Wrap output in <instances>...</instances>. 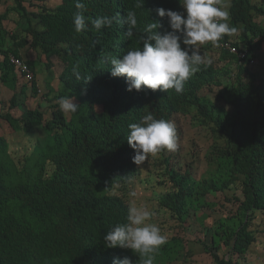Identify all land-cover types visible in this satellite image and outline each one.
<instances>
[{"label":"trees","instance_id":"16d2710c","mask_svg":"<svg viewBox=\"0 0 264 264\" xmlns=\"http://www.w3.org/2000/svg\"><path fill=\"white\" fill-rule=\"evenodd\" d=\"M48 1L0 0V6L6 5L0 8V84L10 91L6 108L0 101V119L28 137L34 128L43 133L28 155L10 148L0 135V264H112L124 257L140 264L130 249L106 247L103 237L127 222L125 192L140 172L127 143L128 125L149 112L175 127L178 117L189 116L225 141L212 150L219 176L227 177L222 180H195L189 165L182 171L178 146L148 157H155L162 178L158 182L166 188L160 206L176 225L185 223L191 210L213 206L204 199L208 192L237 185L239 193L229 199L234 208L221 220L222 229L198 242L215 264L245 259L256 240V215L264 218V0H230L229 24L236 32L225 35L219 47L198 46L205 63L184 83L182 93L144 86L127 91L126 78L113 77L106 62L141 47L147 24H159L161 33L169 30L167 18L156 9L182 13L179 0H143L141 7L142 0H82L88 27L79 33L73 24L79 11L75 0ZM129 11L138 22L132 37L125 35L123 23L97 31L90 22L100 16L122 20ZM11 13L24 24L18 34L3 24ZM29 53L44 56L47 68L51 56L61 62L56 90H41L37 63ZM10 55L29 66L32 80L23 78ZM28 96H40L41 103L30 107ZM62 97H73L79 105L75 113L60 111ZM222 246L226 256L219 257Z\"/></svg>","mask_w":264,"mask_h":264},{"label":"clouds","instance_id":"9594fccd","mask_svg":"<svg viewBox=\"0 0 264 264\" xmlns=\"http://www.w3.org/2000/svg\"><path fill=\"white\" fill-rule=\"evenodd\" d=\"M142 3L143 0L137 7H141ZM179 4L182 13L156 9L159 17L167 18L169 30L161 33L157 31L159 24L149 23L143 29L146 36L140 37L141 47L129 50L119 58L106 60L111 65L113 77L126 78L127 91H140L144 86L152 91L159 89L167 92L173 89L176 93H182L184 83L205 63L198 46L211 43L219 47L225 35L236 32V28L229 24L230 0H179ZM74 6L79 11L73 16V24L79 33L87 29L88 18L84 15L85 4L82 0H75ZM90 22L97 31L102 26H112L114 22L123 23L127 25V37L133 36L138 23L133 11H129L122 20L118 16H100ZM73 74L77 80L81 79L75 66ZM57 103L62 113H75L79 106L73 102V97H62ZM128 128L126 139L135 152L132 160L136 165L146 161L149 154L177 149L176 127L172 121L156 119L149 112L139 123H130ZM130 195L134 197L135 193ZM152 216L153 213L146 206L130 205L127 222L117 224L104 235L106 247L130 249L139 257L140 264H154L155 254L167 242V238L156 224L148 223ZM112 264H132V261L124 257L113 259Z\"/></svg>","mask_w":264,"mask_h":264},{"label":"rangeland","instance_id":"374dc122","mask_svg":"<svg viewBox=\"0 0 264 264\" xmlns=\"http://www.w3.org/2000/svg\"><path fill=\"white\" fill-rule=\"evenodd\" d=\"M55 2L57 3L58 0L48 1L51 4ZM5 6V4L0 6L1 11L5 9ZM3 24L9 33L16 34L24 25L14 13L9 14L8 19L4 20ZM6 38L7 44L10 45L12 40ZM261 46L264 49V43ZM28 56L37 63V75L41 90L42 86L56 90L58 88L57 75L62 69V64L58 58L51 56L52 66L47 68L44 65V56L37 57L35 53H29ZM9 95L10 91L0 84V101L4 103L3 108L7 107L6 101ZM38 103H41L40 96L37 98L28 96L27 105L33 108ZM41 106L44 111L47 104L43 103ZM177 126V145L180 150L176 159L179 160L180 169L184 171L185 168L189 169L187 165L191 166L190 172L195 180L226 179L225 173L223 176H219L217 167L212 163V150L224 147L225 141L213 135L208 126L195 124L189 116L181 115L178 117ZM0 135L7 139L10 148L16 149L20 154L28 155L33 148L35 138L41 137L43 133L41 128H34L30 132V138L27 136L28 134L24 135L19 131H13L8 123L0 119ZM154 164L155 157L151 156L139 165V175L125 192L130 205L146 206L153 213L148 223L156 224L161 229V234L167 238V242L155 254L154 261L156 264H215L198 240H206L213 232H219L220 228L222 229L220 227L221 220L230 217L229 214L234 208L229 199L234 194L239 193L237 185L232 184L223 192H208L204 199L206 202L212 203L213 206H203L197 213L191 210L185 223L176 225L169 213L160 206V198L166 193V188L159 184L158 181L162 179L161 171L157 170ZM131 193H135V196L130 195ZM253 223V230L255 228L258 230L256 240L245 254V259L238 260V264H264V218L257 214ZM172 238L177 239L174 241ZM226 250V247L222 246L217 252L218 256H226Z\"/></svg>","mask_w":264,"mask_h":264},{"label":"built area","instance_id":"2783aa9c","mask_svg":"<svg viewBox=\"0 0 264 264\" xmlns=\"http://www.w3.org/2000/svg\"><path fill=\"white\" fill-rule=\"evenodd\" d=\"M232 51H235V49L232 47L231 48ZM9 62L16 67L17 71L23 76V78L26 81H30L33 79V73L30 70L29 66L24 63L22 60H20L19 58L10 55L9 57Z\"/></svg>","mask_w":264,"mask_h":264}]
</instances>
